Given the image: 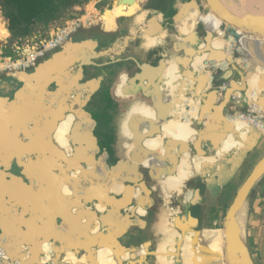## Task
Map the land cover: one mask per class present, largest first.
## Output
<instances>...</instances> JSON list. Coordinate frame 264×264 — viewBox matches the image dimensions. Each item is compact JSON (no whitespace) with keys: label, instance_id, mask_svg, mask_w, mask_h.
Masks as SVG:
<instances>
[{"label":"crops","instance_id":"obj_1","mask_svg":"<svg viewBox=\"0 0 264 264\" xmlns=\"http://www.w3.org/2000/svg\"><path fill=\"white\" fill-rule=\"evenodd\" d=\"M147 2L136 0L131 6L118 2L109 15L108 10L103 11V21L79 31L31 71L5 75L7 88L0 91V97L14 101L27 87L33 100L20 104L15 111L35 118L42 95L49 98L51 110L68 107L74 113L87 114V123L90 122L65 113L54 128L61 135L52 140L44 135L47 131L37 135L31 124L26 125V131L30 130L26 133L32 139H46L45 143L62 148L65 156L67 143L61 144L62 137L75 140L77 156H87L91 164L65 174L72 184H77L74 190L67 188L70 182L62 179L61 173L48 172L42 190L35 177L32 188L20 186L5 191L4 179L15 181L10 171L21 155L18 141L30 144L32 140L24 131L16 134V128L11 126L4 136L0 133L4 142L0 143V244H5L2 238L26 241L24 234L19 238L14 234L18 225L23 232L34 233L39 243L37 261L33 260L35 246L30 243L19 246L24 263L10 254L13 262L45 264L52 259L53 264H227L224 252L223 263L217 258L226 212L252 170L243 179L246 165L255 161L254 167L264 157V133L232 117L245 113L252 103L264 109V38H237L206 10L203 0H176L173 19L146 10ZM224 2L238 16L264 25V13L249 6L246 0ZM94 5L91 3L88 11ZM118 6L124 16L115 15ZM210 63L220 64L222 69H209L206 65ZM26 104L33 108L25 110ZM123 112L126 123L120 131ZM99 123H103L104 133L97 132ZM115 126L119 135L125 137V152L118 141L112 143L118 146L116 153L123 156H111L106 141L109 134L114 137ZM95 139L101 142L94 144ZM98 143L104 144L102 152L106 154L97 156L98 160L105 159L107 163L108 157L112 168L126 161V166L137 171L135 179L129 182L123 176L113 177L114 196L104 198L105 203L97 187L92 190L86 185V181L107 171L104 166H95L88 154ZM134 145L139 146L142 154L135 164L129 158ZM50 151L43 155L49 156L53 152ZM3 160L8 161L9 170L1 168ZM179 168L186 179L181 195L174 187L163 189L160 183L167 179L170 184ZM226 177L230 178L224 184ZM82 180L85 194L81 191ZM11 193L22 204L13 201ZM164 193L171 201L183 198V212L165 221L164 209L175 213L177 208L170 201L165 203ZM232 194L227 206L226 199ZM195 206L225 209L223 223L220 220L215 228L207 216H191ZM68 208L73 227L65 221ZM16 209L18 214L13 211ZM19 209L29 212L25 225L19 220ZM245 209L243 238L254 262L264 264V179L251 193ZM38 217L43 218L41 224ZM36 229H40L37 234ZM45 235L49 241L43 239ZM4 247L8 250L7 242Z\"/></svg>","mask_w":264,"mask_h":264},{"label":"water","instance_id":"obj_2","mask_svg":"<svg viewBox=\"0 0 264 264\" xmlns=\"http://www.w3.org/2000/svg\"><path fill=\"white\" fill-rule=\"evenodd\" d=\"M135 2H136V0H119V4H123L125 6H131ZM203 2H204V6H205L206 10L209 13L213 14L218 20L221 21V26L224 29H226V31L232 32V33L239 31V32L246 33L248 36L264 38V25L263 24H256V23L251 22V19L246 20V18H242V17L238 16L237 14H235L233 9L225 7L224 4L220 0H203ZM109 12H111V10H108L106 13H109ZM41 89H42L41 94H44L45 88L42 87ZM52 98H54V97H52ZM25 101L31 102V103L33 102V100L28 95L27 87L22 89L18 93V95L16 96V99L14 101H11L10 99L4 98V97H0V133H1V136H4L6 134V127H8V123L11 122L9 120L10 119V112H15V109L20 104L24 103ZM38 101H39L40 106L37 107L38 110L36 111V115H38L40 117L42 116V118L39 119L36 124L29 123L32 126L34 125L33 126L34 128L36 127L34 131H36L37 135L44 134V132H46V131H48V132H47V134H44V135L51 134L53 132L56 124H57V121L60 122L61 120H63V115L65 113L66 114H74L76 117H79L80 120L84 119L83 122H86V123L89 120L87 117L88 115L85 114L84 112H78V113L75 112L74 113L72 111V109L68 108V107L64 108V109H58V110H54V108H53L51 110L52 106H51V102H50L49 98L43 97L42 95ZM31 107L33 108L32 105L26 104V106H24V109L28 111ZM59 114H61L60 119H58ZM37 118H39V117H37ZM46 119H47V121H46ZM89 123L90 122H88L87 124H89ZM102 124L103 123H99V125H98V127H100L99 129H101ZM46 126H48V128L45 131H43L42 129L46 128ZM29 131L30 130H28V128H27V132H29ZM26 134H27L26 137L28 139H31L32 140L31 143H33V144H31V143L27 144L26 142L18 141L20 143L18 145V151L20 152L21 155L32 153V150L34 148L32 146H35V145H38L40 148L41 147L44 148L46 150V152H47V150H49V151L52 150L53 153H50L49 156H65L66 155L65 152L61 148L57 147L55 144H51L50 146H47L45 143V140H42L41 142H39V138L32 139V137H31L32 135H28V133H26ZM1 136H0V138H1ZM16 137H18V135H16ZM96 139H97V136H96ZM17 140H19V139H17ZM38 142H39V144H38ZM0 143H4L2 139H0ZM113 148H116V147L113 146ZM33 155H35V154H33ZM97 160H98V158H97ZM15 162L17 163V166L22 168L21 175H14V178H15L14 182H11L8 179L7 180L4 179V186H5L4 188L9 189V191H12L14 188L20 187V186L22 188L34 187V185L32 184V181L29 180V170L27 169V167H25L23 164H21L19 159H16ZM0 164H1V162H0ZM0 173H1V170H0ZM229 178L230 177L224 178L222 180V183L227 184ZM263 179H264V157L262 159H260L259 162L252 168L250 174L247 176V178L243 182L242 186L240 187V189L236 193V196H235L231 206L229 207V209L226 212L225 219H224V230H223L224 231V233H223V238H224L223 252H224V256L226 257V263L227 264H256L252 258L251 252L249 250V247H248L245 239L235 229L234 221H235L238 213L247 204L249 197H250L251 193L253 192V190L256 188V186ZM208 182L211 183L212 181L209 180ZM12 184H13V186H12ZM199 192H200V190H199ZM109 199H111V198L109 197ZM4 204H7V203L5 202ZM19 210H20V212H22L21 217L23 218V221L28 222V221H25L24 218L28 219L27 217H29V212L28 211L24 212L21 209H19ZM68 210H69V208L67 209L66 215H68ZM13 211H16V214L18 213V209L13 210ZM190 215L193 216L192 212ZM93 217H95V216H93ZM70 218L71 217L69 215L67 216V218H65V221L67 220L68 225H70ZM40 219L43 221L42 217H38L39 222H40ZM191 220H194V219L192 218ZM50 222H51V218H50ZM53 222H56V218L53 219ZM74 225H75V223H72V225H70V226L73 227ZM79 232L81 233V231H79ZM86 232L88 233V229ZM82 234H84L83 231H82ZM81 236H83V235H81ZM2 240H3V242H5V244L7 242V244L9 245L8 250L10 253L4 247L5 244L3 246L6 250V252L8 253V255L10 256V254H11V256H14L15 259H17L20 262H23V256L20 254L19 246L21 244L29 245L30 241L27 240L24 243H20L14 237L11 238V240H6L4 238H2ZM39 256H40V253H39V250L37 249V251L34 252L33 260L37 261Z\"/></svg>","mask_w":264,"mask_h":264},{"label":"rangeland","instance_id":"obj_3","mask_svg":"<svg viewBox=\"0 0 264 264\" xmlns=\"http://www.w3.org/2000/svg\"><path fill=\"white\" fill-rule=\"evenodd\" d=\"M118 2H119V0H92L91 2H90V4L91 3H93V5L96 3V7L98 8V5L100 4V3H102V7L101 8H98L100 11H105V10H111V9H113L117 4H118ZM89 4V5H90ZM88 5V6H89ZM120 7H123L122 5H120ZM92 9H93V6L89 9V11H92ZM3 17V18H2ZM117 17V16H116ZM67 23V22H66ZM66 25V24H65ZM65 25H63V26H61L60 27V25L59 24H56L55 26H53L52 28H51V30L54 28V30L56 29H59V28H62V27H64ZM51 30L48 32L49 34H44V33H39L37 36H34L33 38H30L28 41H26V42H23V43H18V41H16V40H13L12 39V36H11V34L9 33V30H8V23H7V21H6V19L4 18V16L1 14L0 15V55L1 56H3V57H9V56H12V57H14L15 55H16V53H15V49H16V47H21V48H23V46L26 44V43H28V42H31V43H36V42H39L40 40H44V39H46V38H49L50 37V35L52 34V33H50L51 32ZM7 51H9V52H7ZM5 53H9V55H6ZM3 76V77H2ZM2 76H0V91L1 92H3L4 91V89H6L7 87H5V83H6V78H5V75H2ZM95 76H97V75H95ZM94 79H96L95 77H94ZM85 83V82H84ZM6 98V97H5ZM36 119L35 118H33L32 116H30V117H28V120H26L27 121V123H32L33 121H34V124H36L37 122L35 121ZM22 121V112H17L16 114H15V116H14V124L12 125V127H14V128H16V127H19V123ZM34 126V125H33ZM36 128V127H35ZM104 127L101 125V129H99V131L100 132H105L106 130H105V128L103 129ZM17 130V129H16ZM18 133V135L20 134L19 133V130L17 131ZM99 132V133H100ZM111 133H113L112 131H111ZM114 134V137H116V141L118 140V146H119V148H121L122 150H123V152H125V148H124V144H125V142H124V140H125V137L124 136H120V137H118L117 138V127H116V129H115V132L113 133ZM98 136V135H97ZM111 136H110V134H109V138L106 140V141H108V143L107 144H111V141H113L112 140V138H110ZM97 138H99V136L97 137ZM98 140V139H97ZM68 142H69V145H68V147L70 148V153L71 154H73L74 156H77L76 154H75V152H74V144H75V140L74 139H72V138H68ZM93 142V141H92ZM96 142H101V141H96V139H95V141H94V144L96 143ZM68 144V143H67ZM103 146H104V144H102V143H98L97 145H96V147H94V149H92V151H89L88 152V154H89V156H90V158L91 159H93V161H95V160H97V158H96V156H100V155H104V152H102L103 151ZM117 144H116V149H118L117 147ZM137 146V145H136ZM37 147V145L34 147V148H36ZM138 148H139V146H138ZM113 146L112 147H110L109 148V151H110V153L111 154H114V152H113ZM34 150V149H33ZM33 150H32V152H33ZM159 150V149H158ZM141 150H140V148L138 149V150H136V156H137V154L140 152ZM140 155L142 156V154L140 153ZM104 156H106V154L104 155ZM136 156H134V157H136ZM3 158H6L5 156H2ZM257 157H259V156H255V159L257 158ZM8 158V157H7ZM32 158V156L30 157H28L27 156V154H24V155H21L20 156V163L21 164H25L26 165V163H28V162H33L34 160H32L31 159ZM134 160H135V163H136V159L134 158ZM98 162H99V164H101L102 166H104L106 169H107V171L105 172V174H103V175H101L99 178H94L93 180H90L91 181V184L93 185V187H95L96 188V186H97V182H100L101 184H100V186L102 187L101 189H99L100 190V194H101V198H102V202L103 203H105L106 202V200H104V198H107V197H112V196H114V194H113V187H112V185H111V181H114V179H113V177L114 178H117L118 176H124L125 175V171H126V167L124 166V165H122V167L124 168V170H120L119 168H121V167H114L113 166V168L112 167H110L109 165H108V162L107 163H105V161H103V160H97ZM166 161V160H165ZM72 162L74 163V165H75V167L76 168H78V162H74V160H72ZM158 162L160 163V161L158 160ZM255 162V161H254ZM254 162L253 161H251L250 163H248L247 165H246V170L244 171V174H243V179H245L246 178V175L249 173V171L253 168V165H254ZM1 168H3V169H5V170H9L10 168H9V164H8V161H6V160H3L2 161V165H1ZM83 168V167H82ZM86 168V167H85ZM32 169L34 170V172H33V174L35 175V176H39V170H40V168H39V166L37 165V164H32ZM80 169H81V167H80ZM86 170V169H85ZM21 171H22V168L21 167H19V166H17V163L16 162H14V164H13V167H12V170L10 171V173H12V174H14V175H21ZM246 174V175H245ZM72 175H74V173L72 174ZM76 175L78 176L79 175V173L77 172L76 173ZM142 175V174H141ZM73 177V176H72ZM57 179V178H56ZM99 180V181H98ZM104 181V182H103ZM116 181V180H115ZM82 182L84 183V185H85V181L84 180H82ZM104 183V184H103ZM161 183V187L163 188V189H165V190H168V189H170V186H169V183L167 182V179H164V180H162V182H160ZM120 184H122V182L120 183ZM131 184L132 185H134V184H136L135 182L133 183V182H131ZM151 184V187H153V185L154 184H152V183H150ZM86 187V186H85ZM153 188H155V187H153ZM106 190H108L109 192H107ZM158 192V191H157ZM215 193V192H214ZM233 197V194L232 195H228V198L226 199V205L227 206H229V201H230V199ZM182 198V197H181ZM108 199V198H107ZM174 199V198H173ZM162 200H163V198H162ZM162 200L160 199V200H158L159 202H162ZM164 200L166 201V202H168V201H170L171 202V199H167L166 197L164 198ZM182 200H183V198H182ZM181 200V201H182ZM180 201V202H181ZM163 203V202H162ZM161 203V204H162ZM163 205V204H162ZM164 209V208H163ZM221 211H220V213H221V217L225 214V209H220ZM163 211V210H162ZM179 212H181L180 210H178V209H175V213L172 211V210H168L167 208H165L164 209V211H163V213H162V218H163V221H165V219H167V218H169V217H171V218H174V216L176 215V214H179ZM183 212V211H182ZM221 233H223V231L221 232ZM215 235V234H214ZM242 236H244V233H242ZM167 237V236H166Z\"/></svg>","mask_w":264,"mask_h":264},{"label":"bare ground","instance_id":"obj_4","mask_svg":"<svg viewBox=\"0 0 264 264\" xmlns=\"http://www.w3.org/2000/svg\"><path fill=\"white\" fill-rule=\"evenodd\" d=\"M223 4H224V6L226 7V6H228V5H226V2H224V0H220ZM226 1H228V0H226ZM239 2V1H238ZM246 2H247V4L249 5V6H252V7H254V8H256V9H258L259 11H261L262 12V14L264 13V1L262 0V1H260V0H246ZM234 3V2H233ZM240 3V2H239ZM231 4V3H230ZM229 6H231V5H229ZM235 7V6H234ZM230 8H232V7H230ZM233 9V8H232ZM234 10V9H233ZM243 10V9H242ZM245 10V9H244ZM243 10V11H244ZM236 11V10H235ZM248 11V10H247ZM115 12L118 14V17H120V16H124V15H122V11H121V9L119 8V6L116 8V10H115ZM241 12V11H240ZM110 13V12H109ZM109 13H107L106 15H109ZM114 15V14H113ZM213 15V14H212ZM264 15V14H263ZM214 16V15H213ZM115 16H113V18H114ZM3 18V17H2ZM214 18L218 21V22H220L221 23V21L220 20H218L215 16H214ZM263 18H264V16H263ZM235 34H236V36H237V38H239L240 36H248L246 33H243V32H239V31H237V32H234ZM250 37H254V36H250ZM65 104H66V102H65ZM20 106V105H19ZM58 107V106H57ZM59 108V107H58ZM63 109V108H62ZM18 111H15V113H13V115L12 116H10V121L11 122H9L8 123V127H6V130H8L9 131V129H7V128H9L10 126L12 127V125L14 124V116H15V114L17 113ZM37 117H39V118H37ZM42 118V116L40 117V116H35V121L37 122L39 119H41ZM69 119V118H68ZM26 120H28V114L27 113H22V121L19 123V127H16V129H14V131H16L15 133L17 134V131L19 130V133H21L22 131H24L25 133L27 132L26 131V125H27V121ZM46 121H47V119H46ZM11 123V124H10ZM10 124V125H9ZM65 124V123H64ZM65 127V126H64ZM62 128V129H65V128ZM46 128H48V126H46ZM46 128H44L45 130H46ZM43 130V129H42ZM55 131H58V130H54L51 134H49V135H47L51 140L53 139V138H55V137H58V136H60L61 134H60V132H56L55 133ZM66 131H67V129H66ZM48 132V131H47ZM46 132V133H47ZM63 133V132H62ZM8 134V133H7ZM43 135V134H42ZM59 138V137H58ZM41 139H42V137H41ZM40 139V140H41ZM43 139H45V138H43ZM49 139V140H50ZM46 140V139H45ZM60 142H61V144H65V143H68V137L67 138H64V137H62L60 140H59ZM47 142H49L48 140H47ZM52 142V141H51ZM39 143V142H38ZM52 143H50V144H48V143H46V145L47 146H50ZM66 152H68V156H63V159L62 160H57V157L56 156H45V155H43L45 152H46V150L44 149V148H40L38 145H37V147L36 148H34V150H33V153L35 154V155H33L32 156V160H34L33 162H28V163H26V165L24 164V166L25 167H27V169L29 170V180H31L32 181V184L34 185L35 184V182L33 181V178H35L36 177V179H37V184L39 185V188L42 190L43 188H44V179H46L45 178V176L47 175V173L48 172H51L52 174H60L61 173V175H62V179H64V180H66V181H68V182H70V180H71V178L70 177H68V176H66L67 174H66V172H68V170H70V169H76V167H75V165H74V163L72 162V160H74L73 159V154H71L70 153V148L68 147V144H66ZM34 147V146H33ZM62 149V148H61ZM1 151V150H0ZM47 151H49V150H47ZM64 151V150H63ZM51 152V151H50ZM53 153V152H52ZM140 153L141 152H139L138 154H137V156H136V163H138V161L140 160V158H141V155H140ZM21 156V155H20ZM20 156L18 155L17 157H18V159H20ZM29 157V156H28ZM31 157V156H30ZM144 160V159H143ZM74 162H78V168H77V170L78 169H80V167H82V166H85V164H91V163H89L88 161H87V156H76V160H74ZM140 162V161H139ZM141 163H143V162H141ZM32 164L34 165V164H37L38 166H39V168H40V170H39V176H35L34 174H33V172H34V170L32 169ZM180 166V165H179ZM72 167V168H71ZM66 174V175H65ZM103 174V173H102ZM70 176V175H69ZM32 179H31V178ZM59 177V176H58ZM56 179V178H55ZM57 180V179H56ZM55 180V181H56ZM156 180V179H155ZM154 180V181H155ZM186 179H184L183 178V173L181 172V170H180V168L178 169V173H177V175H175V176H173V180H172V182L169 184V186H171V188L172 187H174V188H176L177 190H178V192H179V195H181L182 194V186H183V183H184V181H185ZM59 181V180H58ZM57 181V182H58ZM72 181V180H71ZM64 182V181H63ZM104 182V181H103ZM4 184V183H3ZM104 184V183H103ZM86 185L90 188V189H92V190H94L95 189V187H93V185L91 184V181H86ZM35 186V185H34ZM97 186H99L100 188H102L101 186H100V184H99V182H97ZM96 186V187H97ZM5 186L4 185H2V188L5 190L6 188H4ZM67 188H70L71 190H74V188H77V184L76 183H74V184H72L71 182L70 183H68L67 184ZM142 189H144V191H146V188L145 187H142ZM86 187H85V185H84V183L82 182V189H81V191L85 194L86 193ZM6 191V190H5ZM76 191H77V189H76ZM6 193V192H5ZM89 193V192H88ZM162 193V192H161ZM92 194V193H91ZM40 195H42V194H40ZM164 195H165V193H164ZM39 196V195H38ZM37 196V197H38ZM11 197H12V199H13V201H15L16 203H18L19 205L20 204H22V201L20 200V199H16L13 195H12V193H11ZM42 197V196H41ZM165 197L167 198V196L165 195ZM92 198V197H91ZM41 199V198H40ZM168 199V198H167ZM93 200V199H92ZM41 201H43V200H41ZM39 203V202H38ZM165 203L167 204V202L165 201ZM35 206H38L39 207V205H35ZM72 206V205H71ZM40 208V207H39ZM41 209V208H40ZM36 213H39L38 211H36ZM18 214V213H17ZM43 217V216H42ZM19 220L20 221H22V223H23V225H25V224H27L26 222H24L23 220H22V217H20L19 218ZM49 222V221H48ZM38 223H40L39 221H38ZM18 224V223H17ZM41 224V223H40ZM19 226V228H18V230L14 233L16 236H17V238H19L20 237V235H25L26 237H24V239L23 240H29L30 241V243L31 244H33L34 246H35V251L34 252H36L37 251V249L39 250V247H38V245H39V243L36 241V239H34V233H30V231L28 230V232H23V230H22V228L20 227V225H18ZM234 226H235V229L240 233V235H242V233H244V231H245V226H246V209H245V206L243 207V209L238 213V215H237V217H236V219H235V221H234ZM40 229H36V230H34V232L37 234V232L39 231ZM223 233H224V231H223ZM222 233V234H223ZM33 239H34V242H33ZM40 239V238H39ZM44 240H46V241H49L48 240V236H44V238H43ZM36 241V242H35ZM222 244H223V236H222V238H221V241H220V244H219V247H218V249H217V251H218V261H220V262H222L223 263V248L224 247H222ZM83 263V262H82Z\"/></svg>","mask_w":264,"mask_h":264},{"label":"trees","instance_id":"obj_5","mask_svg":"<svg viewBox=\"0 0 264 264\" xmlns=\"http://www.w3.org/2000/svg\"><path fill=\"white\" fill-rule=\"evenodd\" d=\"M91 1L0 0V15L6 19L12 39L23 43L39 33L49 34L56 24L61 27L69 23L81 15L80 9L87 7ZM102 6L100 3L98 8ZM144 8L156 14H163L166 19H173L176 13V0H148Z\"/></svg>","mask_w":264,"mask_h":264},{"label":"built area","instance_id":"obj_6","mask_svg":"<svg viewBox=\"0 0 264 264\" xmlns=\"http://www.w3.org/2000/svg\"><path fill=\"white\" fill-rule=\"evenodd\" d=\"M87 7L80 9L82 11L81 15L71 20L64 27L55 30L49 38L40 40L34 44L28 42L23 48L16 47V55L14 57H3L0 55V76L31 71L39 62L49 54L59 50L60 47L66 44L79 31L91 28L96 23L103 21L104 14L96 7V4L93 6L92 11H88ZM206 66L212 70L222 69L220 64L210 63ZM232 117L239 123H243L249 128H255L264 133V109L259 107L257 103L250 104L245 113L234 114ZM0 264L23 263L13 262L4 247L0 244ZM45 264H53V260L49 259Z\"/></svg>","mask_w":264,"mask_h":264},{"label":"flooded vegetation","instance_id":"obj_7","mask_svg":"<svg viewBox=\"0 0 264 264\" xmlns=\"http://www.w3.org/2000/svg\"><path fill=\"white\" fill-rule=\"evenodd\" d=\"M123 115V120H122V123H121V125H120V131H123V127L125 126V123H126V112H123L122 113ZM114 129H116V126L114 127ZM99 131V128H97V132ZM118 137H120L119 136V132H117V138ZM112 140L113 141H111V144H110V146L109 147H112V146H115L116 147V143H117V141H116V137H113L112 138ZM112 142H116V143H112ZM139 148H138V146H136V145H134V146H132V148H131V152H130V156H129V158H130V160L133 162V164H135V160H134V156H136V150H138ZM109 152V151H108ZM113 152H114V154H111V156H123L122 154H120V153H116V148H114L113 149ZM109 156V155H108ZM97 157V156H96ZM101 160H103V161H105V159H101ZM106 161L107 162H109L108 161V157L106 158ZM95 162V166L97 165L98 166V168L100 167V166H102L101 164H99V162L97 161V160H95L94 161ZM122 165H124L125 167H126V171H125V175L123 176L124 177V179H126V182H129V181H131V180H134L135 179V176H136V174H137V171H135L134 170V167H133V169H131L130 167H128V166H126V161L124 162V163H122V164H119V166L118 167H121V168H119L120 170H124V168L122 167ZM94 166V167H95ZM97 168V167H96ZM122 181V180H121ZM97 188H98V190L99 189H101L99 186H97ZM101 196V195H100ZM171 204L173 205V207L174 208H177V209H179L180 211H182L183 210V207H182V205L180 204V201H179V199H177V198H174V199H172V201H171ZM220 209H217V208H210V209H199V208H197V206H195V207H192L191 208V212H192V215L193 216H196L198 213H200V215L201 214H203V215H205V216H207V218H208V220L211 222V223H214V227L216 228V227H219L218 225V223H219V221L221 220V223H223V216L225 215H223L222 217H221V213H220Z\"/></svg>","mask_w":264,"mask_h":264}]
</instances>
